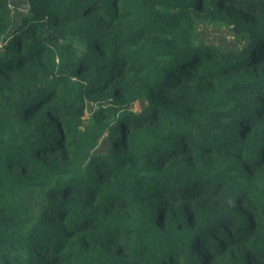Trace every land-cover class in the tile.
Returning <instances> with one entry per match:
<instances>
[{
  "label": "trees",
  "instance_id": "16d2710c",
  "mask_svg": "<svg viewBox=\"0 0 264 264\" xmlns=\"http://www.w3.org/2000/svg\"><path fill=\"white\" fill-rule=\"evenodd\" d=\"M0 264H264V0H0Z\"/></svg>",
  "mask_w": 264,
  "mask_h": 264
},
{
  "label": "rangeland",
  "instance_id": "374dc122",
  "mask_svg": "<svg viewBox=\"0 0 264 264\" xmlns=\"http://www.w3.org/2000/svg\"><path fill=\"white\" fill-rule=\"evenodd\" d=\"M11 4L13 9L18 11L21 9L23 0H11ZM197 36L205 41L213 39L220 42L230 39V34L225 28L207 23L199 26Z\"/></svg>",
  "mask_w": 264,
  "mask_h": 264
}]
</instances>
